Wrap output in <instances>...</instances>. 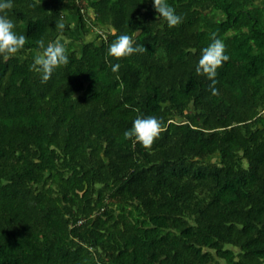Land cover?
Segmentation results:
<instances>
[{
	"label": "trees",
	"instance_id": "1",
	"mask_svg": "<svg viewBox=\"0 0 264 264\" xmlns=\"http://www.w3.org/2000/svg\"><path fill=\"white\" fill-rule=\"evenodd\" d=\"M11 2L27 43L0 56V264H264V0H167L173 28L152 0ZM213 33L216 95L195 72ZM123 34L147 51L109 57ZM41 38L69 57L46 83ZM138 115L165 128L151 150L123 136Z\"/></svg>",
	"mask_w": 264,
	"mask_h": 264
},
{
	"label": "clouds",
	"instance_id": "2",
	"mask_svg": "<svg viewBox=\"0 0 264 264\" xmlns=\"http://www.w3.org/2000/svg\"><path fill=\"white\" fill-rule=\"evenodd\" d=\"M152 5L157 16L162 18L169 28L182 23L183 17L176 14L175 9L168 4L167 0H152ZM12 8L11 0H0V56H3L5 60L15 56L27 43L25 35H18L14 31L15 25L8 17V12ZM55 28L62 32L65 24L57 22ZM211 41L208 46L202 49L195 72L197 76H204L211 82L209 87L212 94L216 95L217 69L229 60V56L225 54L226 46L223 40L217 38L215 33L212 34ZM146 51L143 45L136 44L132 36L123 34L110 44L107 55L120 60L133 54H143ZM68 63L69 57L61 42L46 43L43 38L36 41V53L31 70L40 75L41 83H46L57 68L66 66ZM119 67L120 65L117 63L112 66V70L116 72ZM163 131L165 128L161 120L154 116L142 117L138 115L132 122L131 128L126 130L123 136L125 140H130L134 144L139 143L145 150H151L152 145L160 138Z\"/></svg>",
	"mask_w": 264,
	"mask_h": 264
},
{
	"label": "rangeland",
	"instance_id": "3",
	"mask_svg": "<svg viewBox=\"0 0 264 264\" xmlns=\"http://www.w3.org/2000/svg\"><path fill=\"white\" fill-rule=\"evenodd\" d=\"M69 19H70V23L72 24V27H73V29H72V31H71V36H72V44L74 45V47H75V49H78L79 48V45H78V43L76 42V40H77V38H78V31H77V26H78V22H77V18L75 17V16H73V17H69ZM95 38V35H92V36H89L88 38H87V40H92V39H94ZM57 41H59V42H61L62 44H63V42H65L64 41V39H59V40H57Z\"/></svg>",
	"mask_w": 264,
	"mask_h": 264
}]
</instances>
